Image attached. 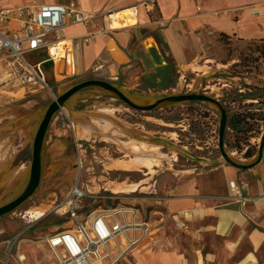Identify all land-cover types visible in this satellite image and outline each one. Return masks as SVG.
I'll return each mask as SVG.
<instances>
[{"label":"rangeland","instance_id":"374dc122","mask_svg":"<svg viewBox=\"0 0 264 264\" xmlns=\"http://www.w3.org/2000/svg\"><path fill=\"white\" fill-rule=\"evenodd\" d=\"M210 39L222 49L219 52L210 51L211 62L205 63L199 72H180L167 60L152 76H142L138 72L129 82L117 86L141 104L167 96L205 94L217 100L228 116L235 113L262 116L264 93H259L257 89L264 87V59L258 58V53L254 51L262 44L221 41L218 35ZM24 59L32 65L43 61L45 55H27ZM46 65L41 67L43 84L21 69L9 71L0 67V135L3 130L5 135L6 126L12 122L15 121L17 126L12 137H8L7 158L0 161V206L12 200L26 184L32 141L42 112L59 94L79 83L54 79L49 63ZM144 65L148 67L143 70L155 68L143 61ZM101 105L115 107L114 119L132 130L168 140L184 149L186 155L178 154L172 167L156 169L153 177H147L142 172L124 171L117 161L128 159L124 158L125 154L118 146L98 138L84 140L78 135L76 124L79 120L95 126L103 125L102 115L97 112ZM14 115L19 118L12 119ZM219 119L218 109L206 103H179L151 112H138L102 91L78 93L50 121L42 147L40 182L35 193L18 209L0 218V260L2 251L5 255L8 251L7 243L15 241L14 261L18 254L25 257L23 264H44L41 255L46 251L47 260L53 262L44 240L53 232L72 227L63 202L78 181L89 195L79 205L81 220L90 212L113 208L137 210L141 221L151 223L157 221L159 215L155 212H162V200L177 177L195 174L203 184L221 187L224 182L223 168L231 166L218 150ZM263 132L264 123H260L259 134L256 133L250 140L256 154ZM171 135H174V140H171ZM116 138L123 142L128 140L118 135ZM232 146L233 135L226 124L223 148L227 156L241 164H250L255 160L256 154L246 160ZM161 152L171 156L167 148L161 149ZM183 172L189 173L181 174ZM135 184L140 185L136 193L114 195L111 192L113 186ZM30 210H40L42 217L37 221L26 217ZM164 222L155 223L162 234L167 228Z\"/></svg>","mask_w":264,"mask_h":264},{"label":"crops","instance_id":"0c3cea01","mask_svg":"<svg viewBox=\"0 0 264 264\" xmlns=\"http://www.w3.org/2000/svg\"><path fill=\"white\" fill-rule=\"evenodd\" d=\"M74 1L95 17L60 32L66 46L65 56L59 60L62 72L57 63L47 62L57 80L123 85L138 72L146 76L148 71H160L167 60L180 72H193L211 62L210 51L222 49L210 39L216 35L242 43L264 39V0H0V10H34ZM128 8L135 9L138 24L106 31L101 15L123 13ZM90 35L92 40L83 43ZM143 61L155 68L143 70L148 67ZM248 172L245 175L224 167L219 188L203 184L195 174L177 177L162 200V212H155L157 221L148 222L158 239H141L137 231L126 234L128 241H138L130 246L118 240L120 251L110 250L116 260L113 264H264V149L260 162ZM239 181L245 184L237 197L229 184L239 186ZM184 214L188 215L185 229L178 230L174 222ZM159 221L167 225L164 234L155 225ZM46 248L53 262L43 251L44 264H55L53 253ZM2 252L0 264H19L12 253Z\"/></svg>","mask_w":264,"mask_h":264},{"label":"built area","instance_id":"2783aa9c","mask_svg":"<svg viewBox=\"0 0 264 264\" xmlns=\"http://www.w3.org/2000/svg\"><path fill=\"white\" fill-rule=\"evenodd\" d=\"M126 12L129 18L138 24L135 9L128 8ZM113 14L111 12L101 15L102 21L108 26L106 31L109 32L116 29L112 26ZM94 17L93 14L84 13L75 1L67 5H41L34 10L29 8L0 10V65L9 71L21 69L43 84L42 64L47 62L55 64L65 56L66 46L60 40V32L70 25L87 24ZM91 40L92 35L83 38L82 42L87 44ZM52 50L57 53L64 51V55L60 57L52 53ZM39 53L45 55L41 62L31 65L24 59V56ZM244 184L242 181H239V186L230 183L229 188L240 197V188ZM88 197L82 184L79 185V181L75 183L63 202L72 220V227L53 232L44 240V244L53 253L55 264H103L108 260L113 264L116 260L112 258L110 250L117 248L118 240L130 246L138 241L134 239L128 241L127 233L137 231L141 239L146 237L152 242L158 239L152 225L141 221L138 211L134 209L108 208L90 212L81 220L78 216L79 205ZM121 210H128L130 213L122 214ZM187 218L188 215L184 214L182 219L174 222L175 227L178 230L185 229L184 220ZM15 243V241L7 243L8 256L14 250ZM16 260L19 264L25 261H22L21 255L18 254Z\"/></svg>","mask_w":264,"mask_h":264},{"label":"bare ground","instance_id":"6f19581e","mask_svg":"<svg viewBox=\"0 0 264 264\" xmlns=\"http://www.w3.org/2000/svg\"><path fill=\"white\" fill-rule=\"evenodd\" d=\"M135 20L130 19L127 12L114 13L112 15V26L116 29L130 28L135 25ZM62 57L64 51L58 52L52 50ZM59 72H62L63 62L56 61ZM22 109L18 108L17 110ZM25 109V108H24ZM23 110V109H22ZM13 112L15 111L12 110ZM115 107H106L101 105L97 108V112L101 114L100 117L103 125H92L87 122H80L76 124L78 135L84 140H90L98 138L103 142L111 143L125 154L124 158L128 160L117 161V165L126 172H142L145 176L153 177L156 173V169H162L165 166L172 167V162L176 160L178 154H185L184 149H181L174 143L168 142L165 139H158L153 137L151 134L139 132L132 130L129 126L114 119L113 114L116 112ZM19 116L12 117V119H17ZM80 119V118H79ZM6 133L4 135V130L0 135V161L3 162V158H7L6 153L8 150V137L16 132L17 126L16 122H12L10 125L6 126ZM10 135V136H9ZM121 136V138L127 137L128 140L123 142L116 138V136ZM127 135V136H126ZM12 137V136H11ZM171 140H174V135H171ZM5 147V148H4ZM167 148L170 151L171 156L161 152V149ZM146 172V173H145ZM189 172H183L181 174H188ZM176 174V173H175ZM140 189V185H116L111 188V192L114 195H129L136 193ZM122 214L130 213L128 210H121ZM26 217L37 221L42 217L40 210H30L25 214ZM21 260H25L24 256H21Z\"/></svg>","mask_w":264,"mask_h":264},{"label":"water","instance_id":"95a60500","mask_svg":"<svg viewBox=\"0 0 264 264\" xmlns=\"http://www.w3.org/2000/svg\"><path fill=\"white\" fill-rule=\"evenodd\" d=\"M86 90L102 91L109 94L115 100L122 102L128 108L138 112H151L158 110L166 106H172L179 103L200 102L215 106L220 114L219 127H218V150L223 160L232 168L239 171H249L255 167L261 160L264 149V132L261 136L260 145L255 157V160L250 164H241L239 162L232 161L224 151L223 138L226 130L227 118L224 108L220 103L205 94H188V95H176L167 96L156 99L147 104H141L135 101L130 95L123 92L118 86L110 84L108 82L100 80H86L79 82L61 94H59L42 112L38 125L34 132V137L31 147V162L27 181L23 189L9 202L0 206V218L12 213L28 201L38 188L41 177V156L42 147L46 135V131L52 120L53 116L60 110L66 107L68 101L77 95L78 93Z\"/></svg>","mask_w":264,"mask_h":264},{"label":"trees","instance_id":"16d2710c","mask_svg":"<svg viewBox=\"0 0 264 264\" xmlns=\"http://www.w3.org/2000/svg\"><path fill=\"white\" fill-rule=\"evenodd\" d=\"M219 40L225 41L226 37L220 34ZM250 43H258V45L262 44L261 46H257L254 51L258 53V58L260 57L261 59H264V39L252 41ZM153 74H155V70L148 71L146 75L152 76ZM257 90L259 93H264V87ZM225 113L228 129L232 132L233 135L232 148L237 154L242 153L243 159L249 160L253 158L256 154V148L250 144V140L255 137V134L257 133V130L259 128V124L264 123V114L258 117L255 113H235L231 116H228L227 111H225Z\"/></svg>","mask_w":264,"mask_h":264}]
</instances>
